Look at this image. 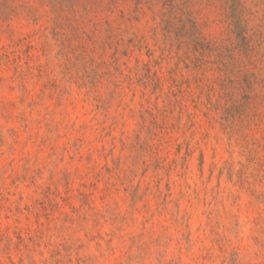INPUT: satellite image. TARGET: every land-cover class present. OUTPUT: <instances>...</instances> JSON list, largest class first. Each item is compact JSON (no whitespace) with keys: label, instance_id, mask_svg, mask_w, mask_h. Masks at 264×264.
Masks as SVG:
<instances>
[{"label":"rangeland","instance_id":"374dc122","mask_svg":"<svg viewBox=\"0 0 264 264\" xmlns=\"http://www.w3.org/2000/svg\"><path fill=\"white\" fill-rule=\"evenodd\" d=\"M62 2L64 30L58 36L50 27L47 42L29 33L25 46H0V242L19 240V226L43 225L83 238L84 264H264V137L241 136L238 144L229 137L221 146L205 132L194 145L188 133L187 143L142 167L134 186L106 188L90 173L99 175L120 158L123 109L109 106L105 112L82 98L70 99L69 89H79L64 79L67 49L59 46V38L73 30L118 36L126 26L135 27V38L116 53L129 78L127 95L135 101L127 115L138 119L160 94L175 96L174 81L160 72L175 66L174 58L159 55L155 42L165 53L170 45L175 49L193 22L215 38L223 55L235 43V14L254 62L239 69L241 82L247 87L264 79V0H130L131 10L119 20L113 13L120 0ZM22 13L19 0H0V21L9 28L22 32L36 23ZM230 148L243 150L244 169L212 162ZM80 177L88 180L77 188ZM80 189L87 190V210L96 208L87 222L69 206L80 204ZM5 259L0 249V264Z\"/></svg>","mask_w":264,"mask_h":264},{"label":"clouds","instance_id":"9594fccd","mask_svg":"<svg viewBox=\"0 0 264 264\" xmlns=\"http://www.w3.org/2000/svg\"><path fill=\"white\" fill-rule=\"evenodd\" d=\"M19 4L23 13L31 16L36 23L21 32L0 21V25H3L0 26V46L6 47L10 43L25 46L32 40L29 33L37 36L42 34L43 41L47 42L51 39L48 36L50 27L53 36H58L64 30L62 0H19ZM130 10V0H120L117 12L113 15L119 20V16H126ZM231 19L237 25L235 43L223 55L215 47V38L203 29H198L194 22L191 32L185 35L182 42L176 43L175 49L170 45L165 53L160 42H155L160 48L159 55L169 61L174 58L175 66H170V70L162 68L160 72L170 83L174 81L175 96L172 97L171 93L160 94L154 104L145 105L148 111L138 119L128 118L129 109L135 101L127 95L124 85L129 82V78L118 66L116 53L120 45L135 38V27L126 26L118 36L110 31L105 34L83 28L79 33L73 30L70 37L59 38V46L67 49L64 79L79 89L78 93L69 89L70 99L82 98L105 112L109 106L123 109L117 136L120 158L112 160L113 168L105 165L99 175H96L99 170H93L90 175L95 180L106 188L119 187L120 184L134 186L141 179L139 172L142 167L155 159L163 160L167 153L175 151L177 144L187 143L184 135L188 133L194 138V145L205 132L210 133L209 139L215 137L213 144L219 141L221 146H225L229 137L237 144L241 136H251L257 140L264 137V79L256 84L249 82L247 87L241 82L239 69L245 64L251 66L254 62L246 49L238 17L233 14ZM221 60L224 61L222 69L217 68ZM165 91L168 92L167 89ZM115 147L116 141H113ZM203 147V144L198 145V148ZM242 155V149L230 148L228 155L221 153L212 162L225 167L235 163L236 169L241 170L245 168ZM237 175L243 179L244 173L238 171ZM79 179L77 188H80V183H86L88 177ZM75 198L80 204H70L71 211L82 221H89L96 208L92 206L91 211L87 210L91 203L87 190L80 189ZM65 200H68L67 196ZM80 205L85 207L83 212ZM14 230L21 236L19 240L13 237L0 242V249H3L6 257L5 264L10 260L18 261V264H77V261L84 264L80 257L85 255L82 246L86 241L72 234L71 229L45 231L43 225L31 228L22 225Z\"/></svg>","mask_w":264,"mask_h":264}]
</instances>
